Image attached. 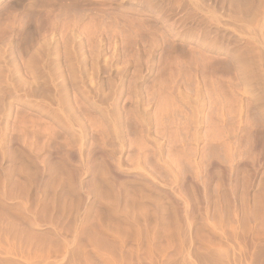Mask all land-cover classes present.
<instances>
[{"label":"rangeland","instance_id":"1","mask_svg":"<svg viewBox=\"0 0 264 264\" xmlns=\"http://www.w3.org/2000/svg\"><path fill=\"white\" fill-rule=\"evenodd\" d=\"M0 264H264V0H0Z\"/></svg>","mask_w":264,"mask_h":264},{"label":"bare ground","instance_id":"2","mask_svg":"<svg viewBox=\"0 0 264 264\" xmlns=\"http://www.w3.org/2000/svg\"><path fill=\"white\" fill-rule=\"evenodd\" d=\"M252 80V79H251ZM254 86V85H253ZM249 87H250V85H249ZM248 88V87H247ZM261 89V88H260ZM242 93V92H241ZM259 96V95H258ZM217 103V102H216ZM230 103V102H229ZM261 103V102H260ZM215 106V105H214ZM217 107V106H216ZM225 108V107H224ZM232 108V107H231Z\"/></svg>","mask_w":264,"mask_h":264}]
</instances>
